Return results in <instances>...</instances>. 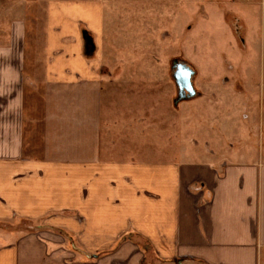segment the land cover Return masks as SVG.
<instances>
[{"label":"crops","instance_id":"obj_1","mask_svg":"<svg viewBox=\"0 0 264 264\" xmlns=\"http://www.w3.org/2000/svg\"><path fill=\"white\" fill-rule=\"evenodd\" d=\"M245 2L261 5L264 61V0ZM33 3L0 0V264H264V148L237 128L198 160L125 153L147 133L104 137L100 4L40 2L38 49Z\"/></svg>","mask_w":264,"mask_h":264},{"label":"rangeland","instance_id":"obj_2","mask_svg":"<svg viewBox=\"0 0 264 264\" xmlns=\"http://www.w3.org/2000/svg\"><path fill=\"white\" fill-rule=\"evenodd\" d=\"M42 1L47 0H34L29 6L38 49L43 45L45 29L46 5ZM83 1L100 4L96 39L105 80L106 139L114 145L128 140L136 143L135 133L145 129L147 150H142L141 144L134 148L136 151L125 153L147 159L158 158L161 153L159 157L165 159L196 147L199 150L194 151V159L198 160L202 153L218 154L215 148L221 143L235 142L234 131L241 128L251 146L264 148L260 4L247 5L246 0ZM175 59L188 62L196 70L194 84L202 94L179 101L178 107L172 76ZM244 83L248 84L249 99L242 93L245 87L240 85ZM223 124L233 133L219 135ZM161 132L163 151L161 145L159 152L148 151ZM219 152L229 158L227 148ZM1 229L4 232L14 227L3 224Z\"/></svg>","mask_w":264,"mask_h":264},{"label":"water","instance_id":"obj_3","mask_svg":"<svg viewBox=\"0 0 264 264\" xmlns=\"http://www.w3.org/2000/svg\"><path fill=\"white\" fill-rule=\"evenodd\" d=\"M172 76L177 85V102L189 100L199 95L194 80L196 70L186 61L175 59L172 64Z\"/></svg>","mask_w":264,"mask_h":264}]
</instances>
